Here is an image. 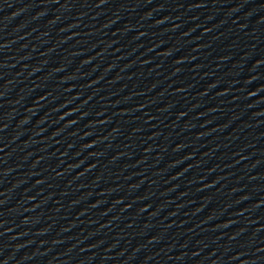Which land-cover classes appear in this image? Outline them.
<instances>
[{"label": "water", "instance_id": "obj_1", "mask_svg": "<svg viewBox=\"0 0 264 264\" xmlns=\"http://www.w3.org/2000/svg\"><path fill=\"white\" fill-rule=\"evenodd\" d=\"M0 264H264V0H0Z\"/></svg>", "mask_w": 264, "mask_h": 264}]
</instances>
